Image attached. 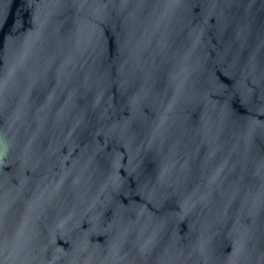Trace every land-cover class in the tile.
Returning <instances> with one entry per match:
<instances>
[{"label":"water","instance_id":"obj_1","mask_svg":"<svg viewBox=\"0 0 264 264\" xmlns=\"http://www.w3.org/2000/svg\"><path fill=\"white\" fill-rule=\"evenodd\" d=\"M0 264H264V0H0Z\"/></svg>","mask_w":264,"mask_h":264}]
</instances>
